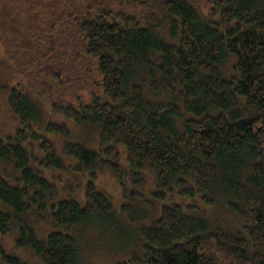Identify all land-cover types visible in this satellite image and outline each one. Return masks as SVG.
<instances>
[{"label": "trees", "instance_id": "16d2710c", "mask_svg": "<svg viewBox=\"0 0 264 264\" xmlns=\"http://www.w3.org/2000/svg\"><path fill=\"white\" fill-rule=\"evenodd\" d=\"M0 264H264V0H0Z\"/></svg>", "mask_w": 264, "mask_h": 264}, {"label": "rangeland", "instance_id": "374dc122", "mask_svg": "<svg viewBox=\"0 0 264 264\" xmlns=\"http://www.w3.org/2000/svg\"><path fill=\"white\" fill-rule=\"evenodd\" d=\"M103 180L105 181V183L109 189H113L115 187L114 185L107 182V181H109L107 175H104ZM86 259H87V261H91L90 258H88V257Z\"/></svg>", "mask_w": 264, "mask_h": 264}]
</instances>
